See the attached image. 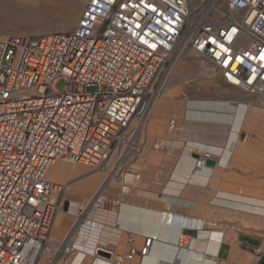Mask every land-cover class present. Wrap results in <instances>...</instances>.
I'll list each match as a JSON object with an SVG mask.
<instances>
[{
	"label": "built area",
	"instance_id": "obj_1",
	"mask_svg": "<svg viewBox=\"0 0 264 264\" xmlns=\"http://www.w3.org/2000/svg\"><path fill=\"white\" fill-rule=\"evenodd\" d=\"M183 60L264 100V0H89L73 32L0 37V264H71L74 237L98 232L88 215L106 207L107 188L140 179L151 121ZM192 154L196 169L212 160ZM57 162L107 175L60 243ZM153 242L125 258L148 256Z\"/></svg>",
	"mask_w": 264,
	"mask_h": 264
},
{
	"label": "crops",
	"instance_id": "obj_2",
	"mask_svg": "<svg viewBox=\"0 0 264 264\" xmlns=\"http://www.w3.org/2000/svg\"><path fill=\"white\" fill-rule=\"evenodd\" d=\"M183 64L153 116V143L134 171L140 179L125 192L115 184L109 187L106 207L88 215L99 224L98 232L74 237L81 251L71 264H247L258 247L264 215L245 193L263 175L245 174L233 160L247 139L246 124L263 120L258 114L264 106L222 80L205 81L201 69L183 82L181 76L196 69ZM189 77L195 82L188 83ZM171 120L179 123L173 132ZM193 148L211 154L208 163L214 165L196 169ZM93 175H84L80 182ZM79 188L69 189L78 191L70 194L71 203L65 201L69 208L64 217L57 218L58 243L95 193ZM146 238L154 239L148 256L126 259L131 248L144 247ZM183 240L187 246H181Z\"/></svg>",
	"mask_w": 264,
	"mask_h": 264
},
{
	"label": "rangeland",
	"instance_id": "obj_3",
	"mask_svg": "<svg viewBox=\"0 0 264 264\" xmlns=\"http://www.w3.org/2000/svg\"><path fill=\"white\" fill-rule=\"evenodd\" d=\"M89 0H42L40 3H38V10H28V9H20L16 7H7L6 3L4 0H0V37L7 35V34H12V33H20V34H36V35H50V34H56V33H70L73 32L78 24V22L81 19V16L87 7ZM70 19V20H69ZM69 20V21H68ZM74 20V21H72ZM68 23V24H67ZM74 24V25H73ZM66 25H72V27H69L67 31H63L64 27ZM183 63L181 64V66ZM194 69L193 72H187L184 75L181 76L182 81L185 80L186 76H193L197 72L198 68L197 63H194ZM195 73V74H194ZM198 75V74H196ZM190 79V78H189ZM206 81V80H205ZM67 83L65 81H61L57 84L56 88L58 90H63L66 87ZM168 92L165 96L167 97ZM250 98V97H249ZM250 101L255 103V104H260L264 106V101L263 100H257L254 98H250ZM256 107V106H255ZM257 111V110H256ZM258 113V112H257ZM260 117L264 116V112L262 110L258 114ZM153 122L150 124L149 128V145L147 147L146 152L149 151V148L151 144L153 143V136H154V131H153V124L154 120L152 119ZM250 123L247 125L246 124V130H247V139L240 145L241 147L247 146L251 144L252 142H259L260 138L258 133L250 127ZM263 158V157H262ZM261 160V159H260ZM71 166H81L78 164H73V163H66ZM260 166V165H259ZM84 167V166H82ZM86 168V167H84ZM87 171L85 172L86 174L88 173H94L92 172L91 169L86 168ZM245 171V170H243ZM250 175L251 173H259L263 175V181L259 183V185L256 184V181L254 182L255 188L253 190H249L248 193V199L253 200L256 202V200H262L263 199V192H264V160H263V166L261 165L260 168H255L254 170L250 171H245V174ZM84 174V175H86ZM96 174V173H95ZM83 175V176H84ZM77 177L74 179H71L69 183L65 182H59L62 185L69 184V188H78L83 187L84 189H88L83 186V182H80L81 177ZM100 176V179H102V183L104 181V176L101 174H98ZM71 186V187H70ZM101 187L98 186V189ZM95 190V193L97 190ZM74 191L78 190H72V191H65L64 193V201L68 200L71 202V197L70 194H73ZM80 191V190H79ZM85 192L84 190H81ZM88 192V191H86ZM69 193V194H68ZM261 208V214H263L262 210H264V205L258 203ZM258 209V208H257ZM256 210V209H255ZM259 211V209H258ZM259 211V213H260ZM61 216L64 217V214H59L60 218ZM68 219H71L70 217ZM58 221V220H57ZM58 224V222H57ZM250 227V226H249ZM250 229H253L250 227ZM251 232V230H250ZM260 242H256L255 245H262L264 242V230L263 232H260ZM257 248V246L254 248V250ZM253 250V254H254ZM249 254L248 258V263L247 264H258V261H260V257H257L255 254Z\"/></svg>",
	"mask_w": 264,
	"mask_h": 264
},
{
	"label": "bare ground",
	"instance_id": "obj_4",
	"mask_svg": "<svg viewBox=\"0 0 264 264\" xmlns=\"http://www.w3.org/2000/svg\"><path fill=\"white\" fill-rule=\"evenodd\" d=\"M40 1H42V0H4V2L6 3L7 7H16V8L28 9V10H38L39 9L38 3H40ZM209 5H211V4H209ZM72 21H74V20H72ZM69 27H72V25L71 26L70 25L69 26L66 25L64 27L63 31H67L69 29ZM25 34H27V33H25ZM184 62H187V61L183 60L180 63V65L178 66L176 74L181 73L183 71V65L184 64L182 66H181V64L184 63ZM189 64L190 65H194V62H192V63L189 62ZM197 65H198V68H200L201 71L203 72L202 78L204 80H206V81L221 80V79L214 78V76L211 75L212 73H209L210 67H208V65H206V63H204V62H200L199 63L198 62ZM176 74H175V77L172 79L171 83L176 78ZM187 82L188 83H193L195 81H194L193 78H190V79H188ZM166 94H167V91H166ZM166 94L164 95L162 101L164 100ZM162 101H160V103ZM249 123L251 125L250 127L252 129H254L258 133L260 141L259 142H257V141L256 142H252L251 144H249L247 146L241 147V149L237 152V154H236V156L234 157V160H233V164H234L235 167H237L239 169H242V170H245V171H247V170L250 171V170H254L255 168H260L261 165L263 166V160H264V119L263 120L262 119H258V118L252 119ZM84 167H82V165L74 167V166L68 165V164L63 163V162H57L50 169L49 179L51 181H53V182H56V183H59V182L69 183V181L72 178L78 177V176L84 174L87 171L86 168H88V167H86V168H84ZM139 167H140V164L137 165V168H139ZM89 169H91V168H89ZM98 174L99 173H96L95 175L92 176V178H90V180H86L83 183L84 187H86L88 189H94V190L98 189V186L101 185V187L97 190V192L94 193V195L88 200L87 204L91 201V199L103 187H104L103 189L106 190V187H105V185L103 186V184H104V182H106L107 175L101 174V175L104 176V181L102 183V179H100V176H98ZM113 184H111V185H113ZM65 185H66V191H69V189H71V188H69V184H65ZM108 189L109 188H107V191H108ZM263 196H264V192H263ZM256 203H260V204L264 205V197H263L262 200H259V199L256 200ZM262 212H263V215H264V210H262ZM257 257H259V256H257Z\"/></svg>",
	"mask_w": 264,
	"mask_h": 264
},
{
	"label": "water",
	"instance_id": "obj_5",
	"mask_svg": "<svg viewBox=\"0 0 264 264\" xmlns=\"http://www.w3.org/2000/svg\"><path fill=\"white\" fill-rule=\"evenodd\" d=\"M207 164H209V165H210V164H211V165H214L213 162H209V163H207ZM68 208H69V204L66 203V205H65V210L67 211ZM258 264H264V254H263V256L261 257V259H260V261L258 262Z\"/></svg>",
	"mask_w": 264,
	"mask_h": 264
}]
</instances>
